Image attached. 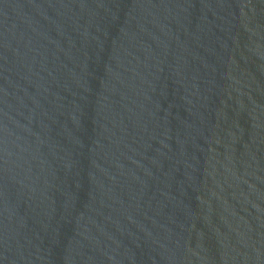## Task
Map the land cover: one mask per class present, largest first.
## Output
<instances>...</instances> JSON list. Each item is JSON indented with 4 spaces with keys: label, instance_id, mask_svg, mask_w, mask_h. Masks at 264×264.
Segmentation results:
<instances>
[{
    "label": "water",
    "instance_id": "obj_1",
    "mask_svg": "<svg viewBox=\"0 0 264 264\" xmlns=\"http://www.w3.org/2000/svg\"><path fill=\"white\" fill-rule=\"evenodd\" d=\"M0 20L174 264H264V0H0Z\"/></svg>",
    "mask_w": 264,
    "mask_h": 264
}]
</instances>
